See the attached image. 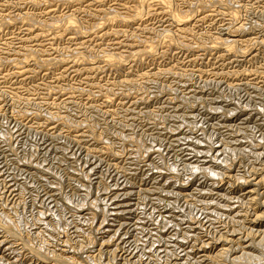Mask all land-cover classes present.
I'll use <instances>...</instances> for the list:
<instances>
[{"label": "rangeland", "instance_id": "rangeland-1", "mask_svg": "<svg viewBox=\"0 0 264 264\" xmlns=\"http://www.w3.org/2000/svg\"><path fill=\"white\" fill-rule=\"evenodd\" d=\"M133 2L132 0H0V219L2 220L0 228L3 229L0 230V238L4 235L5 240L4 244L0 245V264H42L39 253L44 256V260H46L45 256L50 254L46 261L49 262L58 255V252L62 254L60 259H67L68 264H76L78 261L77 264H96L98 261L100 263L97 264H104V262L111 264L109 263L111 261H113L112 264L121 262V264L124 262L125 264H188L186 262L189 264H264V213H262L264 212V183H262L264 182L262 181L264 180V0H167L168 6L176 10V13L186 15L192 12L189 13L186 21H181L180 24L174 21L175 18H171L168 12H165L167 10L163 4L159 1L155 3L154 0H150L151 6L147 5L148 8L144 9L138 20L127 24L128 26L106 19V15L108 17L114 12L121 15L130 14ZM68 18H74L83 30L88 29L86 32L81 29L82 33L79 32V34L71 29L65 30L63 24ZM26 20L32 22L29 23ZM50 27L51 30H49ZM170 40L172 42H169ZM144 47L146 49L151 47L148 49L151 53L143 54L142 57L139 55V58L134 56V53L143 49L146 52ZM116 55H119L122 62L121 60L117 61L118 63L108 61L109 56L117 57ZM83 56L86 59L80 58ZM104 56L105 58L107 56L106 61ZM38 60L41 61L38 62ZM46 60L55 62H50V65ZM83 60H87L86 63ZM82 61L84 63H81ZM41 62L47 66L44 67L40 64ZM108 62L112 64L107 66ZM119 62L122 65L119 66ZM117 65L119 67H116ZM246 145L251 147L246 148ZM222 150V153L225 152L223 155L220 153ZM198 160L201 161L199 164L203 163L199 165ZM211 167L214 169L212 170ZM207 168H209L208 172ZM221 168L224 170L222 171ZM251 172L256 173L255 176ZM247 179L251 184H255L254 181H256L255 187ZM257 184L258 187H256ZM79 185L83 187L80 188ZM83 189H85L84 193ZM168 192L172 194L169 195ZM157 193L160 195L158 196ZM222 193L224 196L228 194L229 197L224 199ZM189 196L193 199L191 202ZM219 201L223 204H219ZM62 202L63 206H61ZM259 202L261 205H258ZM183 205H185L184 208ZM204 205L206 208H203ZM195 206L198 208L195 209ZM117 211L119 213L122 211V215ZM251 215H254V218ZM174 216L176 218L173 219ZM179 217L181 219H178ZM185 218L192 219L193 222ZM11 223L14 225L12 226ZM27 223L30 225L28 226ZM65 224H67L66 227ZM160 224L162 225L159 227ZM2 226L12 227L16 236L13 234L15 237H12L9 233H5V228ZM239 228L241 231L244 229L245 233ZM169 229L173 230V233ZM40 233L43 234H41L43 238ZM84 234L86 236H83ZM201 234H203L202 237ZM240 235L242 240L238 237ZM35 239H38V244ZM224 239H228V243ZM68 240L70 243L67 242ZM39 241L46 244L43 243V245ZM134 241L137 244L134 245ZM252 241L255 243L249 245ZM204 242L208 244H203ZM225 246L227 250H224ZM246 246H251L250 250H242ZM226 251L229 252L228 257L225 254ZM244 252L245 254L242 255ZM91 255H94L93 258ZM184 255L187 256L186 259ZM34 256L35 259L37 257L36 260ZM222 257L224 258L220 259ZM30 258L32 261L29 260Z\"/></svg>", "mask_w": 264, "mask_h": 264}, {"label": "bare ground", "instance_id": "bare-ground-1", "mask_svg": "<svg viewBox=\"0 0 264 264\" xmlns=\"http://www.w3.org/2000/svg\"><path fill=\"white\" fill-rule=\"evenodd\" d=\"M49 1H50V0H49ZM70 1H71V0H70ZM99 1H100V0H99ZM115 1H116V0H115ZM122 1H123V0H122ZM149 1H150V0H134V2H133V0H132V2L134 3V5H132V11L129 10L131 7H130V8L128 7L129 9H127L128 11H130V14L127 13L128 15H121V14H118L117 12H116V13L114 12V13H115V14L113 13L114 15H113L112 13H111L112 15L110 14V16H108V17H107V15H106V19L109 20V21H112V22H114V23L117 22L118 24H123L124 26H125V25L128 26L127 24H131L132 22H134V21L136 22V21L138 20V17H140V15L142 14V12L144 11V9H145L146 7L148 8V6H149V7L151 6L152 3L150 4ZM151 1H153V0H151ZM154 1H155V3H158L157 1H159L160 4H163V5L165 6L164 8L167 10V11H165V12H168L169 15L171 16V18H172V17L175 18L174 21H177V23H179V22H181V21H184V22H185L186 19H187V17L189 16V13H190V14L192 13V12H189L188 14L186 13V15H185V14L183 15L182 13H181V14H180V13H176V12H175L176 10L174 11L173 9H171L172 7H169V6H168L167 0H154ZM169 1H172V0H169ZM20 2H21V1H20ZM28 2H29V1H28ZM79 2H80V1H79ZM128 2H129V1H128ZM22 3H23V2H22ZM33 3H34V2H33ZM40 3H41V2H40ZM49 3H50V2H49ZM63 3H64V2H63ZM89 3H90V2H89ZM97 3H98V2H97ZM104 3H105V2H104ZM106 3H107V2H106ZM130 3H131V2H130ZM241 3H242V2H241ZM10 4H11V3H10ZM46 4H47V3H46ZM52 4H53V3H52ZM58 4H59V3H58ZM70 4H71V3H70ZM90 4H91V3H90ZM90 4H89V5H90ZM110 4H111V2H110ZM114 4H115V3H114ZM50 5H51V4H50ZM50 5H49V6H50ZM100 5H101V4H100ZM147 5H148V6H147ZM154 5H155V4H154ZM163 5H161V6H163ZM174 5H175V4H174ZM190 5H191V4H190ZM202 5H203V4H202ZM205 5H206V4H205ZM209 5H210V4H209ZM57 6H58V5H57ZM66 6H67V4H66ZM94 6H95V5H94ZM122 6H123V5H122ZM207 6H208V5H207ZM224 6H225V5H224ZM224 6H223V7H224ZM262 6H263V5H262ZM111 7H112V6H111ZM173 7H174V6H173ZM175 7H176V6H175ZM175 7H174V8H175ZM0 8H1V7H0ZM115 8H116V7H115ZM153 8H154V7H153ZM160 8H161V7H160ZM188 8H189V6H188ZM228 8H229V7H228ZM46 9H47V8H46ZM123 9H124V8H123ZM150 9H151V8H150ZM150 9H149V10H150ZM177 9H178V8H177ZM47 10H48V9H47ZM51 10H52V9H51ZM54 10H55V9H54ZM71 10H72V9H71ZM147 10H148V9H147ZM191 10H192V9H191ZM221 10H222V9H221ZM221 10H220V11H221ZM23 11H24V10H23ZM45 11H46V10H45ZM81 11H82V10H81ZM103 11H105V10H103ZM106 11H107V10H106ZM124 11H125V10H124ZM145 11H146V10H145ZM156 11H157V10H156ZM177 11H178V10H177ZM179 11H180V10H179ZM186 11H187V9H186ZM186 11H185V12H186ZM193 11H195V10L193 9ZM211 11H212V10H211ZM83 12H84V11H83ZM96 12H97V11H96ZM98 12H100V11H98ZM157 12L159 13V11H157ZM185 12H183V13H185ZM187 12H188V11H187ZM206 12H207V11H206ZM218 12H219V11H218ZM222 12H223V11H222ZM36 13H37V12H36ZM48 13H49V11H48ZM69 13H70V12H69ZM71 13H72V12H71ZM76 13H77V12H76ZM93 13H95V11H94ZM150 13H151V12H150ZM152 13H153V12H152ZM193 13H195V12H193ZM198 13H199V12H198ZM200 13H202V12H200ZM211 13H212V12H211ZM11 14H12V13H11ZM31 14H32V13H31ZM52 14H53V13H52ZM65 14H66V13H65ZM91 14H92V13H91ZM103 14H105V13H103ZM108 14H109V13H108ZM154 14H155V13H154ZM196 14H197V13H196ZM202 14H203V13H202ZM209 14H210V13H209ZM209 14H208V15H209ZM214 14H215V13H214ZM37 15H38V14H37ZM49 15H50V14H49ZM74 15H75V14H74ZM83 15H84V14H83ZM88 15H89V14H88ZM157 15H158V14H157ZM205 15H206V14H205ZM53 16H54V15H53ZM97 16H98V14H97ZM213 16H215V15H213ZM19 17H20V16H19ZM27 17H28V16H27ZM51 17H52V16H51ZM73 17H74V16H73ZM94 17H95V16H94ZM99 17H100V16H99ZM159 17H160V16H159ZM168 17H169V16H168ZM201 17H202V16H201ZM10 18H11V17H10ZM24 18H26V17L24 16ZM30 18H31V17H30ZM75 18H76V17H75ZM90 18H91V16H90ZM97 18H98V17H97ZM190 18H192V17H190ZM28 19H29V18H28ZM42 19H43V18H42ZM45 19H46V18H45ZM50 19H51V18H50ZM54 19H55V18H54ZM94 19H95V18H94ZM139 19H140V18H139ZM157 19H158V18H157ZM157 19H156V20H157ZM162 19H163V18H162ZM183 19H184V20H183ZM65 20H66V19H65ZM88 20H89V18H88ZM214 20H215V19H214ZM16 21H17V19H16ZM22 21H23V20H22ZM26 21H29V23H30L31 20H26ZM42 21H43V20H42ZM51 21H52V20H51ZM54 21H55V20H54ZM57 21L59 22V20H57ZM61 21H62V20H61ZM92 21H93V20H92ZM104 21H105V20H104ZM171 21H173V20H171ZM211 21H212V20H211ZM1 22H2V21H1ZM31 22H32V21H31ZM58 22H56L57 25H58ZM64 22H65V23H64L63 25H65V26H63V27H64L65 30H66V28H67V29H71V31H73V32H75V33H77V34H79V32L83 30V28H81L82 26L80 27L74 18H68V19H67L66 21H64ZM81 22H82V21H81ZM85 22H86V21H85ZM85 22H84V23H85ZM98 22H99V21H98ZM105 22H106V21H105ZM112 22H111V23H112ZM5 23H6V22H5ZM34 23H35V21H34ZM61 23H63V22H61ZM86 23H87V22H86ZM90 23H91V22H90ZM169 23H170V22H169ZM186 23H187V22H186ZM1 24H2V23H1ZM100 24H101V23H100ZM105 24H106V23H105ZM112 24H113V23H112ZM163 24H164V23H163ZM179 24H180V23H179ZM33 25H34V24H33ZM41 25H42V24H41ZM41 25H40V26H41ZM49 25H50V24H49ZM49 25H48V26H49ZM54 25H55V27H57L56 24H54ZM81 25H83V24H81ZM108 25H109V24H108ZM123 25H121V26H123ZM43 26H44V25H43ZM52 26H53V25H52ZM52 26H51V27H52ZM86 26H88V25H86ZM92 26H93V25H92ZM95 26H96V25H95ZM101 26H102V25H101ZM226 26H227V25H226ZM28 27H29V26H28ZM44 27H46V26H44ZM51 27H50L49 30H51ZM55 27H54V28H55ZM78 27H79L80 29H79ZM112 27H113V26H112ZM48 28H49V27H48ZM59 28H60V27H59ZM100 28H101V27H100ZM197 28H198V27H197ZM24 29H25V28H24ZM28 29H30V28H28ZM34 29H35V28H34ZM42 29H43V28H42ZM81 29H82V30H81ZM86 29H88V28H86ZM86 29L83 30V31L86 32ZM110 29H111V27H110ZM136 29H137V28H136ZM181 29H182V28H181ZM13 30H14V29H13ZM35 30H37V29H35ZM45 30H46V29H45ZM78 30H79V31H78ZM90 30H91V29H90ZM92 30H93V29H92ZM100 30H101V29H100ZM117 30H118V29H117ZM166 30H167V29H166ZM28 31H29V30H28ZM55 31H56V30H55ZM58 31H59V30H58ZM67 31H68V30H67ZM94 31H95V30H94ZM122 31H123V30H122ZM128 31H129V30H128ZM175 31H176V30H175ZM177 31H178V30H177ZM183 31H184V30H183ZM225 31H226V30H225ZM23 32H24V31H23ZM26 32H27V30H26ZM101 32H102V31H101ZM110 32H111V31H110ZM39 33H40V32H39ZM62 33H63V32H62ZM80 33H82V32H80ZM91 33H92V32H91ZM106 33H107V32H106ZM106 33H105V34H106ZM113 33H114V32H113ZM116 33H117V31H116ZM120 33H121V32H120ZM150 33H151V32H150ZM184 33H185V32H184ZM186 33H187V32H186ZM186 33H185V34H186ZM233 33H234V32H233ZM36 34H37V33H36ZM46 34H47V33H46ZM94 34H95V33H94ZM118 34H119V33H118ZM123 34H124V33H123ZM189 34H190V33H189ZM195 34H196V33H195ZM21 35H22V34H21ZM21 35H20V36H21ZM23 35H24V34H23ZM40 35H41V34H40ZM42 35H43V34H42ZM60 35H61V34H60ZM86 35H87V33H86ZM102 35H103V34H102ZM112 35H114V34H112ZM124 35H125V34H124ZM198 35H199V34H198ZM209 35H210V34H209ZM48 36H49V35H48ZM133 36H134V35H133ZM184 36H185V35H184ZM83 37H84V36H83ZM104 37H105V36H104ZM127 37H129V36H127ZM15 38H18V37H15ZM56 38H57V37H56ZM64 38H65V37H64ZM72 38H73V36H72ZM91 38H92V37H91ZM98 38H99V37H98ZM116 38H117V36H116ZM170 38H171V36H170ZM172 38H173V37H172ZM193 38H194V37H193ZM27 39H28V38H27ZM68 39H69V38H68ZM68 39H67V40H68ZM103 39H104V38H103ZM107 39H108V38H107ZM120 39H121V38H120ZM205 39H206V38H205ZM22 40H23V39H22ZM24 40H25V39H24ZM42 40H43V39H42ZM128 40H129V39H128ZM130 40H131V39H130ZM175 40H176V39H175ZM180 40H181V39H180ZM29 41H30V40H29ZM50 41H51V40H50ZM60 41H61V40H60ZM85 41H86V40H85ZM88 41H89V40H88ZM199 41H200V40H199ZM255 41H256V40H255ZM2 42H3V41H2ZM83 42H84V41H83ZM101 42H102V41H101ZM169 42H172V40H170ZM202 42H203V41H202ZM205 42H206V41H205ZM205 42H204V43H205ZM50 43H51V42H50ZM78 43H79V42H78ZM113 43H114V42H113ZM142 43H143V42H142ZM200 43H201V42H200ZM211 43L213 44V42H211ZM32 44H33V43H32ZM38 44H39V43H38ZM57 44H58V43H57ZM91 44H92V43H91ZM120 44H121V43H120ZM128 44H129V43H128ZM201 44H202V43H201ZM48 45H49V43H48ZM92 45H93V44H92ZM124 45H126V44H124ZM138 45H139V44H138ZM182 45H183V44H182ZM19 46H20V45H19ZM90 46H91V45H90ZM97 46H98V45H97ZM127 46H128V45H127ZM141 46H143V45H141ZM201 46H203V45H201ZM211 46H212V45H211ZM40 47H41V46H40ZM84 47H85V46H84ZM130 47H131V44H130ZM244 47H245V46H244ZM73 48H74V47H73ZM79 48H80V47H79ZM111 48H112V47H111ZM144 48L146 49V47H144ZM191 48H192V47H191ZM202 48H203V47H202ZM206 48H207V47H206ZM212 48H213V47H212ZM8 49H9V48H8ZM26 49H27V48H26ZM29 49H30V48H29ZM35 49H36V48H35ZM49 49H50V48H49ZM76 49H77V48H76ZM88 49H89V48H88ZM148 49H151V47L148 48ZM148 49H146V52L144 51V49H143V51L141 50V51H140L141 53L135 51L136 53H134V56H137V57H138L139 55H141L140 57H142L143 54H147V53L149 54V53H151V51L148 50ZM198 49H199V48H198ZM16 50H17V49H16ZM55 50H56V48H55ZM99 50H100V49H99ZM104 50H105V49H104ZM138 50H140V49H138ZM168 50H169V49H168ZM248 50H249V49H248ZM51 51H52V50H51ZM90 51H91V50H90ZM114 51H115V50H114ZM123 51H124V50H123ZM165 51H166V50H165ZM197 51H198V50H197ZM240 51H241V50H240ZM250 51H251V50H250ZM263 51H264V50H263ZM7 52H8V51H7ZM37 52H38V51H37ZM39 52H40V51H39ZM106 52H107V50H106ZM118 52H119V51H118ZM244 52H245V51H244ZM29 53H30V52L28 51V54H29ZM74 53H75V52H74ZM85 53H86V51H85ZM108 53H109V52H108ZM128 53H129V52H128ZM130 53H132V52H130ZM238 53H239V52H238ZM6 54H7V53H6ZM8 54H9V53H8ZM15 54H17V53H15ZM21 54H22V53H21ZM39 54H40V53H39ZM39 54H38V55H39ZM114 54H115V53H114ZM132 54H133V53H132ZM242 54H243V51H242ZM32 55H33V54H32ZM74 55H75V54H74ZM81 55H82V54H81ZM86 55H87V54H86ZM109 55H110V54H109ZM119 55H120V54H119ZM119 55H118V56H119ZM121 55H122V54H121ZM246 55H248L247 52H246ZM25 56H26V55H25ZM39 56H40V55H39ZM67 56H68V55H67ZM88 56H89V55H88ZM107 56H108V54H107ZM107 56H106V58H107ZM116 56H117V55H116ZM118 56H117V57L109 56V58H107V59H108V61H111V62L113 61V62H115V63H118L117 61H120V60H121V59H119ZM34 57H35V56H34ZM40 57H41V56H40ZM55 57H56V56H55ZM70 57H71V55H70ZM120 57H121V56H120ZM122 57H123V56H122ZM21 58H22V57H21ZM30 58H31V57H30ZM47 58H48V57H47ZM59 58H60V57H59ZM71 58H72V57H71ZM77 58H78V56H77ZM80 58H81V59H86L84 56H83V57H80ZM98 58H99V57H98ZM103 58H104V61L107 60V59L105 58V56H104ZM138 58H139V57H138ZM248 58H249V57H248ZM248 58H247V59H248ZM10 59H11V58H10ZM25 59H26V58H25ZM39 59H41V58H39ZM51 59H52V58H51ZM67 59H68V58H67ZM78 59H79V58H78ZM87 59H89V58L87 57ZM90 59H91V58H90ZM105 59H106V60H105ZM122 59H123V58H122ZM141 59H142V58H141ZM238 59H239V58H238ZM36 60H37V59H36ZM41 60H43V59H41ZM41 60H38V62L41 61ZM52 60H53V59H52ZM56 60H57V59H56ZM64 60H65V59H64ZM64 60H63V61H64ZM227 60H228V59H227ZM252 60H253V59H252ZM1 61H2V60H1ZM17 61H18V59H17ZM22 61H23V60H22ZM24 61H25V63H26V60H24ZM27 61H28V60H27ZM43 61H44V60H43ZM46 61H47V60H46ZM46 61H45V62H46ZM48 61H49V60H48ZM48 61H47L48 64H49L50 62H53V63L55 62V61H50V62H48ZM61 61H62V59H61ZM83 61H85V60H83ZM83 61H82L81 63H84ZM86 61H87V60H86ZM86 61H85V63H86ZM124 61H125V60H124ZM229 61H231V60H229ZM263 61H264V60H263ZM18 62H20V61H18ZM35 62H36V61H35ZM38 62H37V63H38ZM89 62H90V61H89ZM97 62H98V61H97ZM121 62H122V60H121ZM12 63H13V62H12ZM47 63H46V64H47ZM125 63H127V62H125ZM16 64H17V63H16ZM40 64L44 65L43 62H41ZM40 64H38V66H39ZM75 64H76V63H75ZM110 64H112V63H109V62H108V63H107V66L110 65ZM120 64H121V63L119 62L118 65L120 66ZM123 64H124V63H123ZM19 65H20V64H19ZM36 65H37V64H36ZM50 65H51V63H50ZM85 65H86V64H85ZM113 65L115 66L114 63H113ZM113 65H111V67H112ZM118 65H117L116 67H119ZM121 65H122V64H121ZM242 65H243V64H242ZM40 66H41V65H40ZM45 66H47V65H44V67H45ZM69 66H70V65H69ZM82 66H83V65H82ZM259 66H260V65H259ZM19 67H20V66H19ZM94 67H95V66H94ZM109 67H110V66H109ZM111 67H110V68H111ZM232 67H233V66H232ZM41 68H42V66H41ZM88 68H89V67H88ZM88 68H87V69H88ZM98 68H99V67H98ZM113 68H115V67H113ZM122 68H123V67H122ZM103 69H104V68H103ZM105 69H106V68H105ZM115 69H116V68H115ZM119 69H121V68H119ZM256 69H257V68H256ZM0 70H1V69H0ZM26 70H27V69H26ZM28 70H29V69H28ZM41 70H42V69H41ZM122 70H123V69H122ZM128 70H130V69H128ZM7 71H8V70H7ZM22 71H23V70H22ZM91 71H92V69H91ZM116 71H117V70H116ZM225 71H226V70H225ZM18 72H20V71H18ZM23 72H24V71H23ZM85 72H86V71H85ZM119 72H121V71H119ZM254 72H255V71H254ZM260 72H261V70H260ZM5 73H6V72H5ZM156 73H157V72H156ZM232 73H233V72H232ZM232 73H231V74H232ZM261 73H262V72H261ZM18 74H19V73H18ZM36 74H37V73H36ZM84 74H85V73H84ZM123 74H124V73H123ZM140 74H141V73H140ZM152 74H154V73H152ZM3 75H4V74H3ZM5 75H6V74H5ZM127 75H128V74H127ZM248 75H249V74H248ZM119 76H120V75H119ZM129 76H130V75H129ZM137 76H138V74H137ZM229 76H230V75H229ZM1 77H2V76H1ZM25 77H26V76H25ZM25 77H24V78H25ZM146 77H147V76H146ZM85 78H86V76H85ZM87 78H88V77H87ZM131 78H132V77H131ZM26 79H27V78H26ZM118 79H119V78H118ZM137 79H138V78H137ZM21 80H22V79H21ZM124 80H125V79H124ZM126 81H127V79H126ZM141 81H142V80H141ZM153 81H154V80H153ZM1 82H2V81H1ZM74 82H75V81H74ZM82 82H83V81H82ZM129 82H130V81H129ZM139 82H140V81H139ZM151 82H152V81H151ZM251 82H252V81H251ZM255 82H256V81H255ZM257 82H258V81H257ZM117 83H118V82H117ZM126 83H128V82H126ZM135 83H136V82H135ZM152 83H153V82H152ZM245 83H247V82H245ZM9 84H10V83H9ZM88 84H89V83H88ZM121 84H122V83H121ZM129 84H130V83H129ZM254 84H255V83H254ZM97 85H99V84H97ZM249 85L251 86V84H249ZM122 86H123V85H122ZM250 86H249V87H250ZM18 87H19V86H18ZM131 87H133V86H131ZM87 88H88V87H87ZM250 89H251V88H250ZM250 89H249V90H250ZM252 89H256V88H252ZM83 90H84V89H83ZM8 91H9V90H7V92H8ZM109 91H110V90H109ZM244 91H245V90H244ZM257 91H259V90H257ZM83 92H84V91H83ZM86 92H87V91H86ZM169 92H170V91H169ZM249 92H250V91H249ZM253 92H254V90H253ZM16 94H17V93H16ZM246 94H247V93H246ZM254 94H255V93H254ZM257 94H258V93H257ZM73 95H74V94H72V96H73ZM90 95H91V94H90ZM116 95H117V94H116ZM125 96H126V95H125ZM250 96H251V95H250ZM260 96H261V95H260ZM12 97H13V96H12ZM88 97H89V96H88ZM174 97H175V96H174ZM85 98H86V97H85ZM127 98H128V97H127ZM181 98H182V97H181ZM186 98H187V97H186ZM253 98H254V97H253ZM10 99H11V98H10ZM17 99H18V98H17ZM108 99H109V98H108ZM118 99H119V98H118ZM216 99H217V98H216ZM183 100H184V99H183ZM82 101H83V100H82ZM107 101H108V100H107ZM141 101H142V100H141ZM141 101H140V102H141ZM16 102H17V101H16ZM84 102H85V101H84ZM166 102H168V101H166ZM181 103H182V102H181ZM250 103H251V102H250ZM18 104H19V103H18ZM117 104H118V103H117ZM87 105H89V104H87ZM102 105H103V104H102ZM99 107H100V106H99ZM186 107H187V106H186ZM121 108H122V107H121ZM174 108H176V107H174ZM20 109H21V108H20ZM187 109H188V108H187ZM68 110H69V109H68ZM95 110H96V109H95ZM109 110H110V109H109ZM174 110H175V109H174ZM19 111H20V110H19ZM101 111H102V110H101ZM102 112H103V111H102ZM131 112H132V111H131ZM134 112H135V111H134ZM169 112H170V111H169ZM4 113H5V112H4ZM109 113H110V112H109ZM113 113H114V112H113ZM167 113H168V112H167ZM79 114H80V113H79ZM122 114H123V113H122ZM184 114H185V113H184ZM93 115H94V114H93ZM155 115H156V114H155ZM180 115H181V114H180ZM91 116H92V115H91ZM128 116H129V115H128ZM15 117H16V116H15ZM185 117H186V116H185ZM103 118H104V117H103ZM129 118H130V117H129ZM149 118H150V117H149ZM8 120H9V119H8ZM99 120H100V119H99ZM152 120H153V119H152ZM174 120H176V119H174ZM7 122H8V121H7ZM13 122H14V121H13ZM61 122H62V121H61ZM148 122H149V121H148ZM112 123H113V122H112ZM150 123H152V121H151ZM153 123H154V122H153ZM90 124H91V123H90ZM90 124H87V125H90ZM154 124H156V123H154ZM94 125H95V124H94ZM112 125H113V124H112ZM145 125H146V124H145ZM31 126H32V125H31ZM85 126H86V125H85ZM125 126H126V125H125ZM38 127H39V126H38ZM88 127H89V126H88ZM112 127H113V126H112ZM153 127H154V126H153ZM186 127H187V126H186ZM84 128H85V127H84ZM126 128H127V127H126ZM31 129H32V128H31ZM94 129H95V128H94ZM187 129H188V128H187ZM28 130H29V129H28ZM75 130H76V129H75ZM90 130H93V129H90ZM90 130H88V131H90ZM19 131H20V130H19ZM37 131H38V130H37ZM17 132H18V131H17ZM33 132H34V131H33ZM93 132H94V131H93ZM79 133H80V132H79ZM79 133H78V134H79ZM94 133H95V132H94ZM100 133H101V132H100ZM178 133H179V132H178ZM20 134H21V133H20ZM20 134H19V135H20ZM78 134H77V135H78ZM89 134H90V133H89ZM92 134H93V133H92ZM151 134H152V133H151ZM91 136H92V135H91ZM97 136H98V135H97ZM159 136H160V135H159ZM202 136H203V135H202ZM94 137H95V136H94ZM114 137H115V136H114ZM129 137H130V136H129ZM148 137H149V136H148ZM263 137H264V136H263ZM98 138H99V137H98ZM102 138H103V137H102ZM118 138H119V137H118ZM125 138H126V137H125ZM125 138H124V139H125ZM175 138H176V137H175ZM177 138H178V137H177ZM99 139H100V138H99ZM12 140H13V139H12ZM79 140H80V139H79ZM96 140H97V139H96ZM96 140H95V141H96ZM103 140H104V138H103ZM105 140H106V139H105ZM119 140H120V139H119ZM169 140H170V139H169ZM171 140H172V139H171ZM186 140H187V139H186ZM202 140H203V138H202ZM261 140H262V139H261ZM0 141H1V139H0ZM3 141H4V140H3ZM22 141H23V140H22ZM74 141H75V140H74ZM99 141H100V140H99ZM125 141H126V140H125ZM153 141H154V140H153ZM182 141H183V140H182ZM69 142H70V141H69ZM104 142H105V141H104ZM132 142H133V141H132ZM5 143H6V142H5ZM95 143H96V142H95ZM95 143H94V144H95ZM121 143H122V142H121ZM123 143H124V142H123ZM134 143H135V142H134ZM178 143H179V142H178ZM191 143H192V142H191ZM206 143H207V142H206ZM13 144H14V143H13ZM169 144H170V143H169ZM193 144H194V143H193ZM201 144H202V143H201ZM239 144H240V143H239ZM8 145H9V144H8ZM76 145H77V144H76ZM150 145H151V144H150ZM171 145H172V143H171ZM204 145H206V144L204 143ZM263 145H264V144H263ZM102 146H103V145H102ZM112 146H113V145H112ZM112 146H111V147H112ZM195 146H196V145H195ZM206 146H208V145H206ZM225 146H226V145H225ZM246 146H247V145H246ZM8 147H9V146H8ZM85 147H86V146H85ZM113 147H114V146H113ZM121 147H122V146H121ZM181 147H182V146H181ZM215 147H216V146H215ZM223 147H224V146H223ZM237 147H238V146H237ZM237 147H236V148H237ZM242 147H243V146H242ZM248 147H251V146H247L246 148H248ZM255 147H256V146H255ZM83 148H84V147H83ZM109 148H110V147H109ZM130 148H131V147H130ZM151 148H152V147H151ZM188 148H189V147H188ZM192 148H193V147H192ZM229 148H230V147H229ZM253 148H254V147H253ZM257 148H258V146H257ZM107 149H108V148H107ZM137 149H138V148H137ZM223 149H224V148H223ZM232 149H233V148H232ZM232 149H231V150H232ZM237 149H238V148H237ZM239 149H241V148H239ZM251 149H252V148H251ZM251 149H250V151H251ZM101 150H102V148H101ZM133 150H134V149H133ZM193 150H194V149H193ZM211 150H212V149H210V151H211ZM215 150H216V152H217V149H215ZM225 150H226V148H225ZM252 150H253V149H252ZM11 151H12V149H11ZM109 151H110V149H109ZM159 151H160V148H159ZM172 151H173V150H172ZM201 151H202V150H201ZM218 151H220V149H219ZM229 151H230V150H229ZM250 151H249V152H250ZM257 151H258V150H257ZM262 151H263V150H262ZM104 152H105V151H104ZM107 152H108V150H107ZM194 152H196V151H194ZM222 152H223V150H222L220 153H222ZM235 152H236V151H235ZM238 152H239V151H238ZM246 152H248V151H246ZM253 152H254V151H253ZM70 153H71V152H70ZM108 153H109V152H108ZM158 153H159V152H158ZM218 153H219V152H218ZM224 153H225V152H224ZM224 153H222V155H223ZM232 153H233V152H232ZM232 153H231V154H232ZM258 153H259V151H258ZM258 153H256V155H258ZM260 153H261V152H260ZM262 153H263V152H262ZM9 154H10V153H9ZM84 154H85V153H84ZM99 154H100V153H99ZM103 154H104V153H103ZM134 154H135V153H134ZM186 154H187V153H186ZM241 154H243V153H241ZM244 154H245V152H244ZM250 154H251V152H250ZM263 154H264V153H263ZM263 154H262V155H263ZM4 155H7V154H4ZM160 155H161V154H160ZM193 155H194V154H193ZM199 155H200V154H199ZM203 155H204V154H203ZM207 155H208V154H207ZM217 155H218V154H217ZM239 155H240V154H239ZM256 155H255V157H257ZM259 155H260V154H259ZM84 156H85V155H84ZM151 156H152V155H151ZM168 156H169V155H168ZM225 156H226V155H225ZM236 156H238V155H237V152H236ZM260 156H261V155H260ZM260 156H258V157L260 158ZM4 157H5V156H4ZM185 157H186V156H185ZM223 157H224V156H222V158H223ZM227 157H228V156H227ZM243 157H244V156H243ZM252 157H253V156H252ZM263 157H264V155H263ZM15 158H16V157H15ZM89 158H90V157H89ZM157 158H160V157H157ZM164 158H165V157H164ZM179 158H180V157H179ZM208 158H209V157H208ZM212 158H214V157H212ZM212 158H211V159H212ZM219 158H220V157H219ZM228 158H229V157H228ZM228 158H227V159H228ZM250 158H251V157H250ZM4 159H5V158H4ZM75 159H76V158H75ZM196 159H197V158H196ZM251 159H253V158H251ZM87 160H88V159H87ZM87 160H86V161H87ZM137 160H139V159H137ZM190 160H191V159H190ZM204 160H205V159H204ZM204 160H203V161H204ZM208 160H209V159H208ZM217 160H218V159H217ZM223 160H225V159H223ZM229 160H230V159H229ZM231 160L233 161L232 158H231ZM247 160H248V159H247ZM198 161H199V160H198ZM205 161H206V160H205ZM209 161H211V160H209ZM212 161H214V159H213ZM225 161H226V160H225ZM225 161H224V162H225ZM261 161H262V160H261ZM181 162H182V161H181ZM200 162H201V161H199V162H197V163L199 164ZM248 162H249V161H248ZM258 162H259V161H258ZM262 162H263V161H262ZM202 163H203V162H202ZM202 163H201V164H202ZM206 163H207V162H206ZM216 163H218V162H216ZM249 163H250V162H249ZM253 163H254V162H253ZM70 164H71V163H70ZM101 164H102V163H101ZM146 164H147V163H146ZM201 164H199V165H201ZM209 164H210V162H209ZM218 164H219V163H218ZM223 164H224V163H223ZM226 164H227V163H226ZM182 165H183V164H182ZM188 165H189V164H188ZM188 165H187V166H188ZM216 165H217V164H216ZM220 165H221V164H220ZM230 165H231V164H230ZM232 165H233V163H232ZM262 165H263V163H262ZM111 166H112V165H111ZM190 166H191V165H190ZM211 166H212V165H211ZM233 166H234V165H233ZM240 166H241V165H240ZM247 166H248V165H247ZM254 166H255V165H254ZM107 167H108V166H107ZM142 167H143V166H142ZM198 167H199V166H198ZM198 167H197V168H198ZM204 167H205V166H204ZM208 167H209V166H208ZM229 167L231 168V166H229ZM242 167H244V166H242ZM111 168H112V167H111ZM121 168H122V167H121ZM145 168H146V167H145ZM153 168H154V167H153ZM184 168H185V167H184ZM209 168H210V167H209ZM209 168H207V170H206L207 172H208V169H209ZM215 168H216V167H215ZM2 169H3V168H2ZM142 169H143V168H142ZM178 169H179V168H178ZM193 169H194V168H193ZM204 169H205V168H204ZM211 169H212V167H211ZM213 169H214V167H213ZM213 169H212V170H213ZM219 169H220V168H219ZM143 170H144V169H143ZM158 170H160V169H158ZM167 170H168V169H167ZM221 170H222V168H221ZM221 170H219V171H221ZM223 170H224V169H223ZM223 170H222V171H223ZM111 171H112V170H111ZM119 171H120V169H119ZM145 171H146V170H145ZM155 171H156V170H155ZM161 171H163V170H161ZM169 171H170V170H169ZM206 171H205V172H206ZM214 171H215V170H214ZM260 171H261V169H260ZM73 172H74V171H73ZM105 172H106V170H105ZM194 172H195V171H194ZM198 172H199V171H198ZM224 172H225V171H224ZM253 172H255V171L253 170ZM261 172H262V171H261ZM263 172H264V171H263ZM70 173H71V172H70ZM126 173H127V172H126ZM134 173H135V172H134ZM160 173H161V172H160ZM164 173H165V172H164ZM173 173H174V172H173ZM209 173H210V172H209ZM216 173H217V172H216ZM222 173H223V172H222ZM251 173H252V172H251ZM14 174H15V173H14ZM76 174H77V173H76ZM218 174H219V173H218ZM226 174H227V173H226ZM243 174H244V173H243ZM252 174H253V173H252ZM255 174H256V173H255ZM255 174H253V175L255 176ZM81 175H82V174H81ZM99 175H100V174H99ZM209 175H210V174H209ZM212 175H213V174H212ZM261 175H262V174H261ZM79 176H80V175H79ZM83 176H84V175H83ZM121 176H122V174H121ZM214 176H215V174H214ZM214 176H213V177H214ZM216 176H218V175H216ZM226 176H227V175H226ZM228 176H229V175H228ZM242 176H243V175H242ZM118 177H119V176H118ZM206 177H208V175H207ZM206 177H205V178H206ZM218 177H219V176H218ZM220 177H221V176H220ZM230 177H232V176H230ZM230 177H229V178H230ZM252 177H253V176H252ZM252 177H251V178H252ZM260 177H261V176H260ZM70 178H71V177H70ZM169 178H170V177H169ZM235 178H236V176H235ZM235 178H234V179H235ZM240 178H241V177H240ZM261 178H262V177H261ZM98 179H99V178H98ZM136 179H137V178H136ZM139 179H140V178H139ZM141 179H142V178H141ZM210 179H211V178H210ZM241 179H243V178H241ZM254 179H255V177H254ZM262 179H263V178H262ZM262 179H261V180H262ZM86 180H87V179H86ZM89 180H90V179H89ZM154 180H155V179H154ZM157 180H158V179H157ZM249 180H250V178H249ZM249 180L247 179V181H249ZM257 180H258V178H257ZM75 181H77V180H75ZM78 181H79V180H78ZM80 181H81V180H80ZM80 181H79V182H80ZM95 181H96V180H95ZM201 181H202V180H201ZM232 181H233V179H232ZM237 181H238V179H237ZM244 181H245V180H244ZM262 181H264V180H262ZM82 182H83V180H82ZM102 182H103V181H102ZM126 182H127V181H126ZM221 182H222V181H221ZM239 182H240L241 184H243L241 181H239ZM254 182H255V184H256V181H254ZM83 183H84V182H83ZM215 183H216V182H215ZM231 183H232V182H231ZM244 183H245V182H244ZM249 183H250V181H249ZM249 183H247V184H249ZM257 183H258V181H257ZM262 183H264V182H262ZM262 183H261V184H262ZM44 184H45V183H44ZM51 184H52V183H51ZM72 184H73V183H72ZM74 184H75V183H74ZM89 184H90V183H89ZM111 184H112V183H111ZM136 184H137V183H136ZM149 184H150V183H149ZM209 184H210V183H209ZM250 184H251V183H250ZM252 184H254V183H252ZM252 184H251V185H252ZM255 184H254V187H255ZM124 185H125V184H124ZM211 185H212V184H211ZM232 185H233V183H232ZM237 185H238V184H237ZM251 185H250V186H251ZM53 186H54V185H53ZM76 186H78V185H76ZM79 186H80V185H79ZM81 186L83 187V185H81ZM81 186H80V188H81ZM90 186H91V185H90ZM134 186H135V185H134ZM214 186H215V185H214ZM250 186H249V188H250ZM7 187H8V186H7ZM44 187H45V186H44ZM121 187H122V186H121ZM207 187H208V186H207ZM232 187H233V186H232ZM232 187H231V188H232ZM256 187H258V184H257ZM263 187H264V185H263ZM263 187H262V188H263ZM69 188H70V187H69ZM78 188H79V187H77V189H78ZM102 188H103V187H102ZM40 189H41V188H40ZM71 189H72V188H71ZM87 189H88V188H87ZM87 189H86V190H87ZM214 189H215V188H214ZM9 190H10V189H9ZM12 190H13V189H12ZM81 190H82V189H81ZM84 190H85V189H83V193H84ZM142 190H143V189H142ZM222 190H223V189H222ZM227 190H228V189H227ZM232 190H233V189H232ZM32 191H33V190H32ZM147 191H148V190H147ZM168 191H171V190H168ZM172 191H173V190H172ZM205 191H206V190H205ZM209 191H210V190H209ZM255 191H256V190H255ZM257 191H258V190H257ZM38 192H39V191H38ZM76 192H77V191H76ZM76 192H75V195H76ZM105 192H106V191H105ZM132 192H133V191H132ZM149 192H150V191H149ZM157 192H158V191H157ZM162 192H163V191H162ZM164 192H165V191H164ZM196 192H197V191H196ZM206 192H207V191H206ZM206 192H205V193H206ZM214 192H215V191H214ZM228 192H229V191H228ZM260 192H261V189H260ZM43 193H44V192H43ZM77 193H78V192H77ZM85 193H86V191H85ZM89 193H90V192H89ZM127 193H128V191H127ZM130 193H131V192H130ZM130 193H129V194H130ZM159 193H160V191H159ZM166 193H167V192H166ZM168 193H169V192H168ZM170 193H171V192H170ZM170 193H169V195H170ZM175 193H176V192H175ZM197 193H198V192H197ZM199 193H200V192H199ZM199 193H198V194H199ZM223 193H224V192H223ZM223 193H222V195L224 196ZM225 193H226V192H225ZM256 193H257V192H256ZM256 193H255V194H256ZM262 193H263V192H262ZM129 194H128V195H129ZM137 194H138V193H137ZM137 194H135V195H137ZM149 194H150V193H149ZM152 194H153V193H152ZM157 194H158V193H157ZM171 194H172V193H171ZM173 194H174V193H173ZM179 194H180V193H179ZM194 194H195V193H194ZM244 194H245V193H244ZM246 194H248V193H246ZM249 194H250V193H249ZM249 194H248V195H249ZM50 195H51V194H50ZM88 195H89V194H88ZM109 195H110V194H109ZM114 195H115V194H114ZM117 195H118V194H117ZM159 195H160V194H158V196H159ZM169 195H168V196H169ZM200 195H201V194H200ZM200 195H199V197H200ZM202 195H204V194H202ZM205 195H206V194H205ZM225 195H226V194H225ZM227 195H228V194H227ZM227 195L224 196L223 198L225 199V197H226V198L229 197V196H227ZM248 195H247V196H248ZM80 196H81V195H80ZM122 196H123V195H122ZM129 196H130V195H129ZM137 196H139V195H137ZM154 196H155V195H154ZM156 196H157V195H156ZM176 196H177V195H176ZM180 196L182 197V195H180ZM190 196H191V195H190ZM190 196H189V197H190ZM196 196H197V195H196ZM184 197H186V196L184 195ZM242 197H243V196H242ZM257 197H258V195H257ZM260 197H261V196H260ZM92 198H93V197H92ZM98 198H99V197H98ZM125 198H126V196H125ZM135 198H136V197H135ZM151 198H152V197H151ZM153 198H154V197H153ZM158 198H161V197H158ZM176 198H177V197H176ZM190 198H191V197H190ZM196 198H197V197H196ZM245 198H246V197H245ZM247 198H248V197H247ZM258 198H259V197H258ZM258 198H257V199H258ZM80 199H81V198H80ZM104 199H105V198H104ZM120 199H121V198H120ZM141 199H142V194H141ZM141 199H140V200H141ZM166 199H167V198H166ZM177 199H178V198H177ZM180 199H181V198H180ZM206 199H208V197H207ZM229 199H230V198H229ZM231 199H232V198H231ZM241 199H242V198H241ZM250 199H251V198H250ZM261 199H262V198H261ZM94 200H95V199H94ZM105 200H106V199H105ZM140 200H139V201H140ZM160 200H161V199H160ZM168 200H169V199H168ZM175 200H176V199H175ZM182 200H183V199H182ZM184 200H185V198H184ZM187 200H188V199H187ZM192 200H193V199L191 198V199H190V202H191ZM234 200H236V199H234ZM246 200H247V199H246ZM17 201H18V200H17ZM96 201H97V199H96ZM99 201H100V200H98V202H99ZM145 201H146V199H145ZM155 201H156V200H155ZM171 201H172V200H171ZM171 201H170V202H171ZM185 201H186V200H185ZM228 201H229V200H228ZM238 201H239V200H238ZM240 201H241V200H240ZM242 201H244V200H242ZM258 201H259V200H258ZM262 201H263V200H262ZM262 201H261V202H262ZM110 202H111V201H110ZM183 202H184V201H183ZM186 202H187V201H186ZM198 202H199V201H198ZM203 202H204V204H205V201H203ZM210 202H211V201H210ZM210 202H209V204H210ZM219 202H220V201H219ZM246 202H247V201H246ZM62 203H63V202H62ZM93 203H94V202H93ZM108 203H109V202H108ZM135 203H136V202H135ZM153 203H154V202H153ZM166 203H167V202H165V204H166ZM172 203H173V202H172ZM212 203H213V202H212ZM227 203H228V202H227ZM242 203H244V202H242ZM242 203H241V204H242ZM18 204H19V203H18ZM44 204H45V203H44ZM127 204H128V202H127ZM160 204H163V203H160ZM169 204H170V203L168 202V206H170ZM176 204H177V201H176ZM179 204H180V202H179ZM185 204H186V203H185ZM187 204H188V203H187ZM189 204H190V203H189ZM200 204H201V202H200ZM200 204H199V205H200ZM206 204H207V203H206ZM214 204H216V203H214ZM214 204H213V205H214ZM217 204H218V203H217ZM219 204H221V202H220ZM222 204H223V203H222ZM222 204H221V205H222ZM241 204H238V205H241ZM247 204H248V203H247ZM252 204H253V202H252ZM4 205H5V204H4ZM55 205H56V204H55ZM63 205H64V203H63L61 206H63ZM85 205H86V204H85ZM88 205H89V204H88ZM97 205H98V204H97ZM97 205H96V206H97ZM136 205H137V204H136ZM163 205H164V204H163ZM173 205H174V204H173ZM195 205H196V204H195ZM207 205H208V204H207ZM236 205H237V204H236ZM238 205H237V206H238ZM242 205H243V204H242ZM244 205H245V204H244ZM253 205H254V204H253ZM258 205H261V203L259 202ZM263 205H264V202H263ZM263 205H262V206H263ZM5 206H6V205H5ZM58 206H60V205H58ZM92 206H93V205H92ZM156 206H157V205H156ZM184 206H185V205H183V208H184ZM188 206H189V205H188ZM191 206H192V205H191ZM205 206H206V205H204L203 208H206ZM237 206H236V207H237ZM254 206H255V205H254ZM2 207H3V206H2ZM14 207H15V206H14ZM56 207H57V206H56ZM139 207H140V206H139ZM143 207H144V206H143ZM157 207H158V206H157ZM172 207H174V206H172ZM181 207H182V206H181ZM208 207H209V206H208ZM208 207H207V208H208ZM220 207H221V206H220ZM230 207H231V206H230ZM245 207H246V206H245ZM252 207H253V206H252ZM252 207H251V208H252ZM263 207H264V206H263ZM8 208H9V207H8ZM10 208H11V207H10ZM60 208H61V207H60ZM87 208H88V206H87ZM95 208H97V207H95ZM99 208H100V207H99ZM155 208H156V207H155ZM167 208H168V207H167ZM190 208L192 209L193 207H190ZM196 208H198V207L195 206V209H196ZM203 208L201 207V209H203ZM228 208H229V207H228ZM246 208H247V207H246ZM254 208H255V207H254ZM67 209H68V208H67ZM67 209H66V210H67ZM90 209H91V208H90ZM101 209H102V208H101ZM105 209H106V208H105ZM131 209H132V208H131ZM177 209H178V208H176V210H177ZM180 209H181V208H180ZM230 209H231V208H230ZM233 209H235V208H233ZM249 209H250V208H249ZM22 210H23V209H22ZM40 210H41V209H40ZM69 210H70V209H69ZM93 210H94V209H93ZM97 210H98V209H97ZM127 210H128V209H127ZM169 210H170V209H169ZM188 210H189V209H188ZM188 210H187V211H188ZM208 210H209V209H208ZM208 210H207V211H208ZM231 210H232V209H231ZM240 210H241V209H240ZM252 210H253V209H252ZM252 210H251V211H252ZM11 211H12V210H11ZM61 211H63V210H61ZM61 211H60V212H61ZM87 211H88V210H87ZM129 211H130V210H129ZM141 211H142V210H141ZM150 211H151V210H150ZM165 211H166V210H165ZM177 211H178V210H177ZM180 211H181V210H180ZM184 211L186 212L185 209H184ZM200 211H201V210H200ZM241 211H242V210H241ZM245 211L247 212L248 210H245ZM261 211H262V210H261ZM5 212H6V211H5ZM39 212H40V211H39ZM56 212H58V211H56ZM91 212H93V211H91ZM94 212H95V211H94ZM98 212H99V211H98ZM117 212H118V211H117ZM121 212H122V211H120V213H119V212H118V213L121 214ZM203 212H204V211H203ZM203 212H202V213H203ZM239 212H240V211H239ZM242 212H243V211H242ZM44 213H45V212H44ZM44 213H43V214H44ZM100 213H101V212H100ZM118 213H117V214H118ZM122 213H123V212H122ZM126 213H128V212H126ZM170 213H171V212H170ZM179 213H180V212H179ZM186 213H188V212H186ZM209 213H211V212H209ZM259 213H260V212H259ZM259 213H258V215H259ZM262 213H264V212H262ZM96 214H97V213H96ZM109 214H110V212H109ZM141 214H142V213H141ZM188 214H189V213H188ZM193 214H194V213H193ZM239 214H240V213H239ZM242 214H246V213H242ZM242 214H241V215H242ZM251 214H253V211H252ZM40 215H41V213H40ZM68 215H69V214H68ZM97 215H98V214H97ZM104 215H105V214H104ZM107 215H108V214H107ZM115 215H116V214H115ZM121 215H122V214H121ZM134 215H135V214H134ZM179 215H180V214H179ZM183 215H184V214H183ZM190 215H191V214H190ZM200 215H201V213H200ZM237 215H238V214H237ZM255 215H256V214H255ZM19 216H20V215H19ZM21 216H22V215H21ZM85 216H86V215H85ZM93 216H95V215H93ZM118 216H119V215H118ZM149 216H150V215H149ZM172 216H173V215H172ZM251 216H252V215H251ZM253 216H254V215H253ZM253 216H252V217H253ZM16 217H17V216H16ZM39 217H40V216H39ZM50 217H51V216H50ZM87 217H88V216H87ZM161 217H162V216H161ZM180 217L182 218L183 216H180ZM180 217H179L178 219H181ZM194 217H195V216H194ZM194 217H193V218H194ZM197 217H198V216H196V218H197ZM244 217H245V216H244ZM248 217H250V215H248ZM259 217H261V216H259ZM2 218H3V217H2ZM13 218H14V217H13ZM23 218H24V217H23ZM25 218H26V217H25ZM66 218H67V217H66ZM90 218H91V217H90ZM90 218H89V219H90ZM92 218H93V220H94V217H92ZM170 218H171V217H170ZM174 218H176V217L174 216L173 219H174ZM196 218H195L194 220H196V222H197V224H198V221H197ZM205 218H206V216H205ZM253 218H254V217H253ZM253 218H252V220H253ZM9 219H10V218H8V220H9ZM21 219H22V218H21ZM53 219H54V218H53ZM61 219H62V218H61ZM64 219H65V218H64ZM101 219L103 220V219H105V218H101ZM101 219H100V220H101ZM163 219H164V218H163ZM163 219H162V220H163ZM190 219H191V218H190ZM199 219H200V218H199ZM221 219H223V218H221ZM243 219L245 220V218H243ZM258 219H259V218H258ZM0 220H1V219H0ZM49 220H50V219H49ZM83 220H84V219H83ZM87 220H88V219H87ZM90 220H91V219H90ZM93 220H92V221H93ZM116 220H117V219H116ZM135 220H136V218H135ZM171 220H172V218H171ZM185 220H187V219L185 218ZM188 220H189V218H188ZM188 220H187V221H188ZM191 220H192V219H191ZM191 220H189V221H191ZM218 220H219V219H218ZM223 220H224V219H223ZM236 220H237V219H236ZM238 220H240V218H239ZM241 220H242V216H241ZM252 220H251V221H252ZM6 221H7V220H6ZM10 221H11V220H10ZM10 221H8V222H10ZM26 221H27V220H26ZM31 221H32V220H31ZM35 221H36V219H35ZM41 221H43V220H41ZM53 221H54V220H53ZM95 221H96V220H95ZM95 221H94V222H95ZM104 221H105V220H104ZM154 221H155V220H154ZM180 221H182V220H180ZM204 221H206V220H204ZM221 221H222V220H221ZM221 221H220V222H221ZM226 221H227V219H226ZM233 221H234V220H233ZM255 221H256V220H255ZM1 222H2V220L0 221V223H1ZM4 222H5V220H4ZM21 222H22V221H21ZM36 222H37V221H36ZM55 222H56V220H55ZM57 222H58V221H57ZM60 222H61V221H60ZM86 222H87V221H86ZM89 222H90V221H89ZM101 222H102V221H101ZM121 222H122V221H121ZM157 222H158V221H157ZM165 222H166V219H165ZM168 222H171V221H168ZM172 222H173V221H172ZM172 222H171V223H172ZM176 222H177V220H176ZM185 222H186V221H185ZM192 222H193V220H192ZM224 222H225V221H224ZM239 222H240V221H239ZM239 222H238V223H239ZM243 222H244V221H243ZM248 222H249V221H248ZM15 223L18 224V222H15ZM87 223H88V222H87ZM91 223H92V222H91ZM128 223H129V222H128ZM130 223H131V222H130ZM152 223H153V222H152ZM166 223H167V222H166ZM171 223H170V224H171ZM174 223H175V222H174ZM180 223H181V222H180ZM11 224H12V226L14 225L13 223H11ZM27 224H28V223H27ZM67 224H69V223H67ZM67 224H65V227H66ZM72 224H73V223H72ZM101 224H102V223H101ZM132 224H133V223H132ZM132 224H130V225H132ZM155 224H156V223H155ZM167 224H168V223H167ZM202 224H204V223H202ZM222 224H223V223H222ZM227 224H229V223H227ZM232 224H233V223H232ZM234 224H235V223H234ZM241 224H242V223H241ZM1 225H3V224H1ZM7 225H8V223H7ZM9 225H10V224H9ZM29 225H30V223L28 224V226H29ZM43 225H44V222H43ZM47 225H48V224H47ZM62 225H63V224H62ZM73 225H74V224H73ZM88 225H89V224H88ZM92 225H93V224H91V226H92ZM130 225H129V227H130ZM161 225H162V224H160L159 227H160ZM168 225H169V224H168ZM200 225H201V223H200ZM223 225H224V224H223ZM223 225H222V227H224ZM236 225H237V224H236ZM260 225H261V224H260ZM260 225H259V226H260ZM4 226H6V225H4ZM4 226H2V227L5 228V229H4L5 233H9L10 236L12 235V237L16 234V233L14 234L12 227L10 228V227H4ZM17 226H18V225H17ZM23 226H24V225H23ZM25 226H26V225H25ZM36 226H38V225H36ZM40 226H41V224H40ZM58 226H59V225H58ZM79 226H81V225H79ZM95 226H96V225H95ZM132 226H133V225H132ZM188 226H189V225H188ZM196 226H197V225H196ZM196 226H195V227H196ZM203 226H204V225H203ZM225 226H226V225H225ZM227 226H228V225H227ZM234 226H235V225H234ZM244 226H246V225L244 224ZM256 226H258V224H257ZM263 226H264V225H263ZM18 227H19V226H18ZM32 227H33V226H32ZM44 227H45V226H44ZM50 227H51V226H50ZM54 227H55V226H54ZM65 227H64V228H65ZM101 227H102V226H101ZM120 227H121V226H120ZM122 227H123V226H122ZM134 227H135V226H134ZM134 227H133V228H134ZM137 227H138V225H137ZM171 227H172V226H171ZM178 227H179V226H178ZM183 227H184V226H183ZM186 227H187V226H186ZM186 227H185V228H186ZM200 227H201V226H200ZM220 227H221V226H220ZM229 227H230V226H229ZM236 227H237V226H236ZM242 227H243V226H242ZM35 228H36V227H35ZM37 228H38V227H37ZM45 228H48V227L46 226ZM52 228H53V227H52ZM56 228H57V227H56ZM56 228H55V229H56ZM93 228H94V227H93ZM135 228H136V227H135ZM148 228H149V227H148ZM181 228H182V227H181ZM188 228L190 229V227H188ZM188 228H187V229H188ZM197 228H198V227H197ZM226 228H227V227H226ZM233 228H234V227H233ZM246 228H247V227H245V229H246ZM248 228H249V227H248ZM261 228H262V226H261ZM53 229H54V228H53ZM57 229H61V228H57ZM57 229H56V230H57ZM62 229H63V228H62ZM75 229H76V227H75ZM83 229H84V228H83ZM101 229H102V228H101ZM131 229H132V228H131ZM140 229H142V227H141ZM146 229H147V228H146ZM195 229H196V228H195ZM236 229H237V228H236ZM250 229H252V228H250ZM254 229L256 230V228H254ZM0 230H3V229L0 228ZM14 230H15V228H14ZM41 230H43V229H41ZM48 230H49V229H48ZM79 230H80V228H79ZM106 230H107V229H106ZM109 230H110V229H109ZM114 230H115V229H114ZM155 230H156V229H155ZM169 230H170V229H169ZM201 230H203V229H201ZM239 230H240V228H239ZM239 230H238V231H239ZM243 230H244V229H243ZM243 230H242V231H243ZM248 230H249V229H248ZM257 230H259V229L257 228ZM260 230H261V229H260ZM24 231H25V230H24ZM24 231H23V232H24ZM38 231H39V230H38ZM44 231H45V230H44ZM52 231H54V230H52ZM74 231H76V230H74ZM81 231H82V230H81ZM130 231H131V230H130ZM138 231H139V229H138ZM150 231H151V230H150ZM161 231H162V230H161ZM170 231H171V230H170ZM172 231H173V230H172ZM172 231H171V233H173ZM225 231H226V230H225ZM230 231H231V230H230ZM232 231H233V230H232ZM240 231H241V230H240ZM242 231H241V232H242ZM261 231H263V230H261ZM2 232H3V231H2ZM17 232H19V231H17ZM34 232H35V231H34ZM36 232H37V231H36ZM36 232H35V233H36ZM41 232H42V231H41ZM57 232H58V231H57ZM84 232H85V231H84ZM84 232H83V233H84ZM106 232H107V231H106ZM117 232H118V231H117ZM133 232H134V231H133ZM158 232H159V231H158ZM227 232H228V231H227ZM227 232H226V233H227ZM235 232H236V231H234V233H235ZM241 232H240V233H241ZM243 232L245 233V231H243ZM250 232H251V230L249 231V233H250ZM252 232H253V230H252ZM255 232H256V231H255ZM3 233H4V232H3ZM3 233H1V234H3ZM19 233H20V232H19ZM44 233H45V232H44ZM49 233H50V232H49ZM83 233H82V234H83ZM90 233H91V231H90ZM114 233H115V231H114ZM114 233H113V234H114ZM138 233H139V232H138ZM150 233H151V232H150ZM156 233H157V232H156ZM204 233H205V231H204ZM232 233H233V232H232ZM261 233H262V232H261ZM13 234H14V235H13ZM28 234H29V233H28ZM41 234H42V233H40V236L43 235V234H42V235H41ZM55 234L58 235V233H56V232H55ZM59 234H61V233H59ZM66 234H67V233H66ZM111 234H112V233H111ZM134 234H135V233H134ZM229 234H230V232H229ZM246 234H248V233H246ZM263 234H264V232H263ZM263 234H262V235H263ZM5 235H7V234H5ZM17 235H18V234H17ZM22 235H23V234H22ZM44 235H45V234H44ZM46 235H47V234H46ZM51 235L54 236L53 234H51ZM124 235H125V234H124ZM141 235H142V234H141ZM168 235H169V234H168ZM171 235H172V234H171ZM171 235H169V236H171ZM199 235H200V234H199ZM202 235H203V234H201V237H202ZM235 235H236V234H235ZM238 235H239V234H238ZM241 235H242V234H241ZM241 235L238 236V237L240 238ZM250 235H251V234H249V236H250ZM3 236H4V235H3ZM3 236H1L2 239L0 238V245H1V246H2V244H4V242H5V240L3 239V238H4ZM15 236H16V235H15ZM15 236H14V237H15ZM27 236H28V235H27ZM27 236H26V237H27ZM29 236H30V235H29ZM33 236H34V235H33ZM83 236H86V235L84 234ZM93 236H94V235H93ZM105 236H106V235H105ZM110 236H112V235H110ZM119 236H120V235H119ZM146 236H147V235H146ZM166 236H167V235H166ZM225 236H227V235H225ZM233 236H234V235H233ZM255 236H256V235H255ZM263 236H264V235H263ZM6 237H7V236H6ZM23 237H24V236H23ZM26 237H25V238H26ZM35 237H36V235H35ZM35 237H34V238H35ZM55 237H56V236H55ZM58 237H59V236H58ZM97 237H98V236H97ZM108 237H109V236H108ZM120 237H121V236H120ZM147 237H148V236H147ZM173 237H176V236L173 235ZM187 237H189V236H187ZM199 237H200V236H199ZM199 237H198V238H199ZM243 237H245V236H243ZM253 237H254V236H253ZM16 238H17V237H16ZM16 238H15V239H16ZM34 238H33V239H34ZM42 238H43V236H42ZM51 238H53V237H51ZM59 238H60V237H59ZM72 238H73V236H72ZM86 238H87V237H86ZM93 238H94V237H93ZM93 238H92V239H93ZM112 238H113V237H112ZM135 238H136V237H135ZM151 238H152V237H151ZM160 238H161V237H160ZM163 238H164V237H163ZM163 238H162V239H163ZM170 238H171V237H170ZM176 238H177V237H176ZM176 238H175V239H176ZM198 238H197V239H198ZM223 238H224V237H223ZM225 238H227V237H225ZM228 238H229V237H228ZM245 238H247V237H245ZM255 238H256V237H255ZM15 239H14V240H15ZM19 239H20V237H19ZM19 239H18V240H19ZM21 239H24V238H21ZM28 239H29V238H28ZM28 239H27V240H28ZM33 239H32V241H33ZM44 239H45V237H44ZM47 239H48V238H47ZM49 239H50V238H49ZM56 239H57V237H56ZM64 239H65V238H64ZM69 239H70V238H69ZM101 239H102V238H101ZM110 239H111V238H110ZM133 239H134V237H133ZM146 239H147V238H146ZM162 239H161V241H162ZM166 239H168V238H166ZM187 239H188V238H187ZM204 239H205V238H204ZM229 239H231V238H229ZM234 239H235V238H234ZM240 239L242 240V238H240ZM243 239H244V238H243ZM251 239H253V238H251ZM8 240H9V238H8ZM29 240H30V239H29ZM35 240H36V239H35ZM37 240H38V239H37ZM37 240H36V241H37ZM54 240H55V239H54ZM77 240H80V239H77ZM84 240H85V239H84ZM95 240H96V239H95ZM107 240H108V239H107ZM138 240H139V239H138ZM143 240H144V239H143ZM159 240H160V239H159ZM164 240H165V239H164ZM169 240H170V239H169ZM219 240H220V238H219ZM9 241H10V240H9ZM20 241H21V240H20ZM30 241H31V240H30ZM42 241H43V240H42ZM72 241H73V240H72ZM72 241H71V242H72ZM80 241H82V240H80ZM86 241H87V240H86ZM136 241H137V240H136ZM136 241H134V243H133L134 245L137 244V243H135ZM165 241H166V240H165ZM167 241H168V240H167ZM171 241H172V240H171ZM182 241H183V240H182ZM182 241H181V243H182ZM184 241H185V240H184ZM188 241H189V240H188ZM224 241L227 242V241H229V240H228V239H227V240L224 239ZM232 241H233V240H232ZM27 242H28V241H27ZM49 242H50V241H49ZM57 242H58V241H57ZM62 242H63V241H62ZM62 242H61V243H62ZM67 242H69V240H68ZM96 242H97V241H96ZM105 242H106V241H105ZM130 242H131V241H130ZM173 242H175V241H173ZM186 242H187V240H186ZM208 242H209V241H208ZM217 242H218V241H217ZM221 242H222V241H221ZM237 242H238V240H237ZM10 243H11V242H10ZM28 243H29V242H28ZM39 243H42V242L39 241ZM43 243H44V242H43ZM43 243H42V244H43ZM69 243H70V242H69ZM74 243H75V242H74ZM79 243H80V242H79ZM79 243H78V244H79ZM91 243H92V242H91ZM118 243H119V242H118ZM128 243H129V242H128ZM128 243H127V244H128ZM147 243H148V242H147ZM161 243H162V242H161ZM163 243H167V242H163ZM184 243H185V242H184ZM184 243H183V244H184ZM227 243H228V242H227ZM245 243H247V241H245ZM254 243H255V242H254ZM254 243H253V241H252V243H250V244H249V242H248L249 245L254 244ZM7 244H8V242H7ZM19 244H20V243H19ZM34 244H35V243H34ZM37 244H38V241H37ZM37 244H36V245H37ZM44 244H46V242H45ZM44 244H43V245H44ZM72 244H73V242H72ZM76 244H77V243H76ZM89 244H90V243H89ZM102 244H103V243H101V245H102ZM105 244H107V243H105ZM131 244H132V243H131ZM141 244H142V242H141ZM186 244H187V243H186ZM189 244H190V243H189ZM201 244H202V242H201ZM203 244H206V245H207L208 243L204 242ZM25 245H26V244H25ZM28 245H32V244H28ZM48 245H49V244H48ZM67 245H70V244H67ZM125 245H126V244H125ZM156 245H157V244H156ZM187 245H188V244H187ZM194 245H195V244H193V246H194ZM199 245H200V244H199ZM206 245H204V246H206ZM221 245H222V244H221ZM225 245H226V244H225ZM228 245H229V244H228ZM231 245H232V243H231ZM243 245H244V244H243ZM245 245H247V244H245ZM32 246H33V245H32ZM40 246H41V245H40ZM46 246H47V245H46ZM46 246H45V247H46ZM54 246H56V245H54ZM79 246H80V245H79ZM79 246H78V247H79ZM116 246H117V245H116ZM163 246H164V245H163ZM181 246H182V245H181ZM184 246H185V245H184ZM200 246H201V245H200ZM204 246H202V248H203ZM219 246H220V245H219ZM235 246H237V245H235ZM7 247H9V246H7ZM23 247H25V246H23ZM29 247H31V246H29ZM33 247H34V246H33ZM33 247H32V248H33ZM35 247L38 248L37 246H35ZM41 247H42V246H41ZM45 247H44V248H45ZM61 247H62V246H61ZM65 247H66V246H65ZM70 247H71V246H70ZM81 247H82V246H81ZM131 247H132V245H131ZM195 247H196V246H195ZM221 247H222V246H221ZM249 247L251 248V246H246L244 249H242V248H241V249L244 250V251H245L246 249L250 250ZM253 247H254V246H253ZM48 248H49V247H48ZM54 248H55V247H54ZM57 248H58V247H57ZM68 248H69V247H68ZM73 248H74V247H73ZM76 248H77V247H76ZM79 248H80V247H79ZM115 248H116V247H115ZM118 248H119V247H118ZM122 248H123V247H122ZM139 248H140V247H139ZM142 248H143V247H142ZM163 248H164V247H163ZM182 248H183V247H182ZM190 248H191V247H190ZM196 248H197V247H196ZM198 248H201V247H198ZM204 248H205V247H204ZM12 249H13V248H12ZM46 249H47V247H46ZM135 249H136V248H135ZM149 249H150V248H149ZM149 249H147V250H149ZM161 249H162V248H161ZM161 249H160V250H161ZM171 249H172V248H171ZM184 249H185V248H184ZM184 249H183V250H184ZM191 249H192V248H191ZM207 249H208V248H207ZM209 249H210V248H209ZM221 249H222V248H221ZM225 249L227 250V247H226V246H225L224 250H225ZM228 249H229V248H228ZM233 249H234V248H233ZM233 249H232V250H233ZM236 249H237V248H236ZM254 249H255V248H254ZM13 250H14V249H13ZM24 250H25V249H24ZM26 250H27V248H26ZM28 250H29V249H28ZM32 250H33V249H32ZM35 250H36V249H35ZM48 250H52V249H48ZM72 250H73V249H72ZM75 250H76V249H75ZM83 250H84V249H83ZM101 250H102V249H101ZM103 250H104V249H103ZM114 250H115V249H114ZM119 250H121V249H119ZM125 250H126V249H125ZM132 250H133V249H132ZM147 250H146V251H147ZM160 250H159V251H160ZM162 250H163V249H162ZM165 250L167 251V249H165ZM174 250H175V249H174ZM193 250H194V248H193ZM197 250H199V249H197ZM224 250H223V252H224ZM238 250H240V249L238 248ZM242 250L240 251V255H241ZM251 250H252V249H251ZM29 251H31V250H29ZM37 251H38V249H37ZM42 251H43V250H42ZM62 251H64V250H62ZM76 251H77V250H76ZM78 251H79V249H78ZM107 251H108V250H107ZM153 251H154V250H153ZM163 251H164V250H163ZM171 251H172V250H171ZM178 251H179V249H178ZM184 251H185V250H184ZM189 251H190V250H189ZM191 251H192V250H191ZM218 251H219V250H218ZM220 251H222V250H220ZM234 251H235V250H234ZM32 252H34V251H32ZM32 252H31V253H32ZM38 252H39V251H38ZM40 252H41V251H40ZM45 252H46V251H45ZM53 252H54V251H53ZM81 252H82V251H81ZM81 252H79V253L81 254ZM99 252L102 253L103 251H102V252L99 251ZM104 252H106V251H104ZM109 252H110V251H109ZM115 252H116V251H115ZM121 252H122V251H121ZM167 252H168V251H167ZM167 252H166V253H167ZM172 252H173V251H172ZM176 252H177V250H176ZM176 252H175V253H176ZM185 252H186V251H185ZM185 252H184V254L186 255ZM202 252H204V251L202 250ZM205 252H206V251H205ZM208 252H209V251H208ZM8 253H9V252H8ZM41 253H42V252H41ZM43 253H44V252H43ZM49 253H50V252H49ZM56 253H57V252H56ZM56 253H53V254H56ZM73 253H75V252H73ZM87 253H88V252H87ZM97 253H98V252H97ZM107 253H108V252H107ZM187 253H188V252H187ZM195 253H196V252H195ZM199 253H200V252H199ZM217 253H218V252H217ZM228 253H229V252H228ZM228 253H227V251H226L225 254L227 255ZM232 253H233V252H232ZM247 253H249V252H247ZM29 254H30V253H29ZM71 254H72V253H71ZM77 254H78V253H77ZM80 254H79V255H80ZM108 254H111V253H108ZM112 254L114 255V253H112ZM168 254H170V253H168ZM171 254H172V253H171ZM179 254H181V253H179ZM179 254H178V256H179ZM182 254H183V253H182ZM192 254H193V253H192ZM211 254H212V253H211ZM220 254H222V253H220ZM244 254H245V252H244L242 255H244ZM21 255H22V254H21ZM33 255H34V254H32V256H33ZM38 255H39V258H40L39 260H42V262H43L42 264H68V263H67V262H68L67 259H65V258H63V259L61 258V259H60V257H61L62 254L60 255L59 252H58V255H57L56 257H53V256H52V257H53L52 259H50L51 257H49V259H50L51 262H50V261H49V262H46V261H48L47 257H48L50 254H49L48 256H47V255L45 256V257H46V260H44V256H42L40 253H39ZM44 255H45V253H44ZM59 255H60V256H59ZM84 255H85V253H84ZM84 255H83V256H84ZM88 255H90V254H88ZM88 255H87V256H88ZM97 255H98V254H97ZM100 255H101V254H100ZM100 255H98V256H100ZM115 255H116V253H115ZM118 255H119V253H118ZM155 255H156V254H155ZM175 255H176V254H175ZM175 255H174V256H175ZM185 255H184V256H185ZM187 255H188V254H187ZM215 255H217V254L215 253ZM11 256H12V255H11ZM27 256H28V255H27ZM36 256H37V255H36ZM64 256H65V255H64ZM75 256H76V254H75ZM93 256H94V255H91L92 258H93ZM98 256H97V258H98ZM101 256H102V255H101ZM103 256L106 257L107 255H106V256L103 255ZM122 256H123V255H122ZM153 256H154V255H153ZM153 256H152V257H153ZM172 256H173V255H172ZM182 256H183V255H182ZM204 256H206V255H204ZM212 256H213V255H212ZM222 256H223V255H222ZM15 257H16V256H15ZM25 257H26V256H25ZM37 257H38V256H37ZM37 257H36V259H37ZM66 257H67V256H66ZM70 257H71V256H70ZM77 257H78V256H77ZM112 257H114V256H112ZM112 257H111V258H112ZM125 257H126V256H125ZM154 257H155V256H154ZM164 257H165V256H164ZM186 257H187V256H185L184 258L186 259ZM202 257H203V256H202ZM206 257H208V255H207ZM215 257H216V256H215ZM220 257H221V256H220ZM227 257H228V255H227ZM235 257H236V256H235ZM238 257H240V256H238ZM244 257H246V255H245ZM79 258H80V257H79ZM84 258H86V257H84ZM89 258H90V256H89ZM92 258H90V259H92ZM94 258H95V257H94ZM97 258H96V261H97ZM101 258H103V257H101ZM116 258H118V257H116ZM166 258H168V257H166ZM179 258H180V257H179ZM210 258H211V257H210ZM216 258H217V257H216ZM223 258H224V257H222V258H220V259H223ZM255 258H256V257H255ZM34 259H35V256H34ZM36 259H35V260H36ZM68 259H69V258H68ZM72 259H74V258H72ZM76 259H77V258H76ZM86 259H87V258H86ZM86 259H84V260H86ZM90 259H89V260H90ZM107 259H108V258H107ZM142 259H143V258H142ZM149 259H151V258L149 257ZM168 259H169V258H168ZM170 259H171V257H170ZM182 259H183V258H182ZM189 259H190V258H189ZM199 259H200V258H199ZM203 259H204V258H203ZM203 259H202V260H203ZM227 259H228V261H229V258H227ZM232 259H233V257H232ZM256 259H257V258H256ZM2 260H3V259H2ZM2 260H1V261H2ZM29 260H31V258H30ZM70 260H71V259H70ZM87 260H88V259H87ZM94 260H95V259H94ZM99 260H100V258H99ZM111 260H112V259H111ZM135 260H136V259H135ZM193 260H196V259H193ZM197 260H198V259H197ZM200 260H201V259H200ZM224 260H225V259H224ZM230 260H231V259H230ZM236 260H237V258H236ZM16 261H17V260H16ZM23 261H25V260H23ZM31 261H32V260H31ZM81 261H82V260H81ZM81 261H80V262H81ZM92 261H93V260H91V262H92ZM108 261H109V260H108ZM108 261H107V262H108ZM114 261L116 262V259H115ZM169 261H170V260H169ZM179 261H180V259H179ZM187 261H188V260H187ZM198 261H199V260H198ZM210 261H211V260H210ZM213 261H214V259L212 260V262H213ZM221 261H222V260H221ZM221 261H219V262H221ZM11 262H12V261H11ZM19 262H20V261H19ZM29 262H30V261H29ZM40 262H41V261H40ZM71 262H72V261H71ZM74 262H75V261H74ZM78 262H79V261H78ZM78 262H77V263H78ZM83 262H84V261H83ZM85 262H87V261H85ZM88 262H90V261H88ZM88 262H87V263H88ZM94 262H95V261H94ZM112 262H113V261H111V262H109V263L112 264ZM128 262H129V261H128ZM167 262H168V261H167ZM184 262H185V261H183V263H184ZM190 262H191V260H190ZM200 262H201V261H200ZM204 262H205V261H204ZM208 262H209V261H208ZM215 262H216V259H215ZM226 262H227V261H226ZM15 263H16V262H15ZM26 263H27V262H26ZM77 263H76V264H77ZM95 263H96V262H95ZM97 263H100V261H98ZM97 263H96V264H97ZM121 263H122V262H121ZM121 263H120V264H121ZM131 263H132V261H131ZM147 263H148V262H147ZM160 263H161V262H160ZM186 263L189 264V262H186ZM194 263H195V261H194ZM210 263H211V262H210ZM231 263H233V262H231ZM242 263H243V262H242ZM1 264H2V263H1ZM10 264H12V263H10ZM20 264H21V263H20ZM24 264H25V263H24ZM70 264H71V263H70ZM74 264H75V263H74ZM83 264H85V263H83ZM93 264H94V263H93ZM104 264H105V262H104ZM113 264H114V263H113ZM115 264H117V263H115ZM124 264H125V262H124ZM129 264H130V263H129ZM145 264H146V263H145ZM153 264H154V263H153ZM164 264H165V263H164ZM197 264H198V263H197ZM200 264H201V263H200ZM202 264H203V263H202ZM205 264H206V263H205ZM215 264H217V263H215ZM219 264H220V263H219ZM222 264H223V263H222ZM224 264H225V263H224ZM234 264H235V263H234ZM240 264H241V263H240Z\"/></svg>", "mask_w": 264, "mask_h": 264}]
</instances>
